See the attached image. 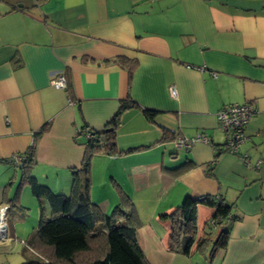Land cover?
<instances>
[{
  "label": "crops",
  "instance_id": "1",
  "mask_svg": "<svg viewBox=\"0 0 264 264\" xmlns=\"http://www.w3.org/2000/svg\"><path fill=\"white\" fill-rule=\"evenodd\" d=\"M117 58L137 62L132 78ZM59 73L67 92L52 86ZM129 96L137 108L121 116L119 154L92 157L90 178L102 160L105 185L110 176L131 199L148 262L264 264V0H0V209L9 208L0 255L17 238L9 220L24 221L30 201L27 184L17 194L22 170L13 157L35 146L34 177L68 194L86 155L81 131L102 132ZM247 103L256 113L235 155L217 113ZM143 109L158 114L154 123ZM200 135L209 143L175 147ZM109 191H91L107 213L119 204ZM187 196L233 206L239 220L227 249L212 257L169 250L163 215ZM213 213L199 207L200 234ZM37 226L23 253L31 254L26 241Z\"/></svg>",
  "mask_w": 264,
  "mask_h": 264
},
{
  "label": "trees",
  "instance_id": "2",
  "mask_svg": "<svg viewBox=\"0 0 264 264\" xmlns=\"http://www.w3.org/2000/svg\"><path fill=\"white\" fill-rule=\"evenodd\" d=\"M114 61L125 66L132 78L137 66L135 60L117 58ZM134 108L137 105L129 96L121 102L117 114L102 132L83 128L80 134L86 138V155L82 168L73 172L68 194L56 193L49 186L39 183L32 173L36 164L35 146L25 153L18 166L22 170V178L17 194L22 185L27 184L39 202L40 216L35 233L26 241L31 254L29 250L23 253L30 259L20 264H150L137 239L141 222L136 208L122 189L116 188L119 204L112 213L105 212L91 199V158L99 154H119L117 132L121 116ZM142 111L149 122H155L156 112ZM45 130L47 128L43 132ZM162 132V140H165L169 132L166 129ZM191 164L187 161L181 168L186 169ZM257 166L261 168V164ZM15 201L16 198L11 200ZM200 206L214 210L205 223L203 234L199 233ZM163 218L170 224L168 248L171 252L185 256L199 253L206 257H212L220 249H227L230 226L239 220L233 206L213 196L197 199L187 196L181 205L164 214Z\"/></svg>",
  "mask_w": 264,
  "mask_h": 264
},
{
  "label": "built area",
  "instance_id": "3",
  "mask_svg": "<svg viewBox=\"0 0 264 264\" xmlns=\"http://www.w3.org/2000/svg\"><path fill=\"white\" fill-rule=\"evenodd\" d=\"M52 86L58 90L68 91V82L65 73H59L52 79ZM172 97L177 96V91L175 88L171 89ZM256 110L250 104H233L224 107L217 113L218 123L222 131L225 133L226 147L229 153L237 155L240 147L246 141V126L248 125L250 119L255 115ZM91 135H88L90 137ZM209 143V139L205 136H198L195 139L187 140L185 138H179L176 141L175 147L178 149H191L195 143ZM246 158L242 156V159ZM15 166H20L22 163V158L19 156H14L11 160ZM260 165V163L258 164ZM4 209V208H3ZM2 210V209H0ZM3 216V215H2ZM6 216L1 218L0 222V232L5 234L7 231Z\"/></svg>",
  "mask_w": 264,
  "mask_h": 264
},
{
  "label": "rangeland",
  "instance_id": "4",
  "mask_svg": "<svg viewBox=\"0 0 264 264\" xmlns=\"http://www.w3.org/2000/svg\"><path fill=\"white\" fill-rule=\"evenodd\" d=\"M101 156H107L105 154H99ZM96 156V155H95ZM94 157V156H93ZM102 160L100 162H97V165L94 166V181L91 182V191L93 190L95 194H110L109 188H111L113 191L116 193L118 192L116 188H120L115 182L111 181V177L108 176L109 179V184L106 186L105 181L102 180V177L106 176L105 174H102L100 171H105L103 169V164ZM107 188V189H106ZM25 190H23L24 194L22 193V196L24 197L23 200L26 202V200H30L28 203L31 204L30 202H34V205H29L25 204L27 206V216L24 217V221H17L15 222L14 218H11L9 220L10 225L15 224L16 228L19 229L17 230L16 233V239H14L13 244H10L11 247L9 246V249L2 252L0 255V264H20L21 262H24L26 260H29V257H25L23 255V249L25 246V240L28 238V235L34 231V227L38 225V220H39V215H40V210H39V202L38 200L32 196V193L30 190V187L27 185L24 187ZM27 191L30 194L28 197L30 199H25L27 196H25V193L27 194ZM114 208H111L108 213H112ZM137 212V211H136ZM138 214V213H137ZM142 226V224H141ZM26 230V231H25ZM29 255V254H28ZM198 256L201 257V255L198 253ZM163 259H161V262Z\"/></svg>",
  "mask_w": 264,
  "mask_h": 264
},
{
  "label": "water",
  "instance_id": "5",
  "mask_svg": "<svg viewBox=\"0 0 264 264\" xmlns=\"http://www.w3.org/2000/svg\"><path fill=\"white\" fill-rule=\"evenodd\" d=\"M8 207L7 208H4V209H2V210H0V222H1V218L3 217V216H7V211H8ZM3 215V216H2Z\"/></svg>",
  "mask_w": 264,
  "mask_h": 264
}]
</instances>
